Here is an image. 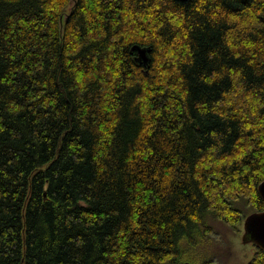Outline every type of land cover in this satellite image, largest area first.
<instances>
[{
    "label": "trees",
    "instance_id": "trees-1",
    "mask_svg": "<svg viewBox=\"0 0 264 264\" xmlns=\"http://www.w3.org/2000/svg\"><path fill=\"white\" fill-rule=\"evenodd\" d=\"M70 4L0 0V264L230 262L219 226L264 210V0Z\"/></svg>",
    "mask_w": 264,
    "mask_h": 264
},
{
    "label": "water",
    "instance_id": "water-1",
    "mask_svg": "<svg viewBox=\"0 0 264 264\" xmlns=\"http://www.w3.org/2000/svg\"><path fill=\"white\" fill-rule=\"evenodd\" d=\"M182 2H186L188 0H179ZM76 0H71V4L68 7L67 13L64 14L61 18V25H63V21L67 22L69 16L71 15L74 4ZM131 53H137L135 57V62L140 66H145L146 68L150 67L151 64V48L150 47H140L135 45L131 49ZM259 194L264 201V181L258 187ZM241 235L238 239H240L243 245L254 247L256 246L260 250L264 251V210L263 211H255L244 219V222L241 226ZM255 252V249H254ZM254 255V254H253ZM233 260L238 259L237 254L233 256ZM253 257V256H252ZM251 257V258H252ZM250 258V259H251ZM248 263V262H247Z\"/></svg>",
    "mask_w": 264,
    "mask_h": 264
},
{
    "label": "rangeland",
    "instance_id": "rangeland-1",
    "mask_svg": "<svg viewBox=\"0 0 264 264\" xmlns=\"http://www.w3.org/2000/svg\"><path fill=\"white\" fill-rule=\"evenodd\" d=\"M219 230L227 239V246L229 247V249L233 251L234 256L237 254L238 257V259L235 261H232L234 258L233 257L230 262L223 264H247V262L254 254V247L243 245L242 241L238 239L239 237H235L234 233L231 232L232 230L223 225L219 226ZM218 251L221 252V250H218V248H216V252Z\"/></svg>",
    "mask_w": 264,
    "mask_h": 264
}]
</instances>
